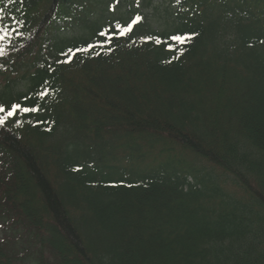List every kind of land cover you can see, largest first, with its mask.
<instances>
[{"label": "trees", "instance_id": "trees-1", "mask_svg": "<svg viewBox=\"0 0 264 264\" xmlns=\"http://www.w3.org/2000/svg\"><path fill=\"white\" fill-rule=\"evenodd\" d=\"M17 104L0 264H264V0H0Z\"/></svg>", "mask_w": 264, "mask_h": 264}, {"label": "snow or ice", "instance_id": "snow-or-ice-1", "mask_svg": "<svg viewBox=\"0 0 264 264\" xmlns=\"http://www.w3.org/2000/svg\"><path fill=\"white\" fill-rule=\"evenodd\" d=\"M141 20H142V17L137 15L126 26L117 24L115 29L112 32H109L108 30H105L104 32H101L100 35L104 36L106 38L105 39V43H110L113 35H118V36L128 35L130 32H132L133 27L135 25H137L139 22H141ZM171 39L176 41L177 45H180V44L187 43V41L190 39V37L189 36H184V35H175V36L171 37ZM156 42L159 43V40H157ZM89 47H92V46L90 45ZM81 51H87V49H83ZM39 95H40V98L43 99L47 95V92H42ZM20 107L21 106L18 105V104L11 106V110L6 112V116L5 117H0V125L5 123V119L6 118L12 117L16 113V110L20 109ZM22 111H24L26 113L29 112V111L37 112V111H39V109L38 108H31L30 109V108L25 107V108L22 109ZM0 112H5V108L0 106Z\"/></svg>", "mask_w": 264, "mask_h": 264}, {"label": "rangeland", "instance_id": "rangeland-1", "mask_svg": "<svg viewBox=\"0 0 264 264\" xmlns=\"http://www.w3.org/2000/svg\"><path fill=\"white\" fill-rule=\"evenodd\" d=\"M3 231L5 232V237H7L5 242L9 243L11 247L20 249V256L30 254L29 259H31L30 257H34V251L30 245L29 238L22 228L15 225H4ZM3 231L0 230V236Z\"/></svg>", "mask_w": 264, "mask_h": 264}]
</instances>
